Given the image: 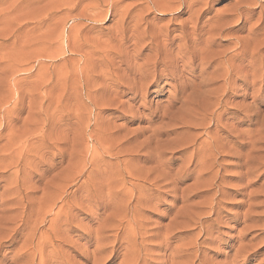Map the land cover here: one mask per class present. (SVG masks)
<instances>
[{
  "label": "rangeland",
  "instance_id": "rangeland-1",
  "mask_svg": "<svg viewBox=\"0 0 264 264\" xmlns=\"http://www.w3.org/2000/svg\"><path fill=\"white\" fill-rule=\"evenodd\" d=\"M15 1L19 0H0V12L15 14L18 17L15 23L20 28L15 34L20 37L18 42L6 41L0 49V57L3 56L0 58V264L29 263L28 250L21 252V249L23 243L31 239L28 238L31 232L35 236L46 233V237L56 241L51 254L48 252L52 248L46 247L44 255L49 262L44 264H62L58 261L63 257H69L67 263L63 258L64 264H120L125 260L124 254L134 253L132 245L128 244L131 243L130 236L122 232L130 231V226L131 231L134 226L144 233L136 241L137 249L141 248L140 262L143 260L139 264H194L198 259L195 264H264V78L263 82L254 78L259 71L264 72V56L261 57L264 55V15H261L264 14V0H255L258 4L254 0L248 1L247 6L252 5L251 9L248 8L250 11L246 8V11L241 10L248 18L246 28L239 30L233 29L232 22L235 20L233 8L239 0H180V11H175L178 0H20L18 4ZM158 2L173 9L159 11ZM12 4L19 7L13 11L15 5L12 7ZM187 5L194 12L201 13L199 23L204 30L181 40L179 26L187 22L189 13H193L186 11V7H190ZM257 16L259 22L256 21L259 20ZM24 26L27 28L21 30ZM211 27L223 31L220 36L213 37L215 42L208 53L212 58L209 65H201L196 52H193L195 57L179 53V49L184 47L193 48L186 43L187 40L199 36V39H204L213 33L208 32ZM250 27L256 28L253 33L255 40L248 35ZM29 29H32V36L26 34ZM166 33L168 36L164 37ZM31 37L29 42L33 44L25 46L27 42H23ZM151 38L155 39L151 41ZM248 38L250 47L231 49L237 40L242 43ZM251 46L258 50L261 59L257 60L256 56L252 63H248L249 58L243 51L250 49L247 50L250 52ZM159 47L165 52L161 53ZM201 48H204V43L193 50L202 51ZM224 55L229 58L226 66L220 64ZM175 59L179 60L176 64L173 63ZM14 62L16 64L12 65ZM109 62L106 68L104 64ZM134 67L138 68L136 71L152 67V72L137 85L133 78L137 73L127 74L133 73ZM228 71L230 74L239 73L241 78H228ZM173 72H177L175 77L170 76ZM205 78H209L208 82L200 86ZM226 78L229 79L228 94L222 92ZM123 84L128 89L124 90ZM120 90L127 92L121 94ZM193 90L195 94L192 95ZM196 94L201 97H195ZM193 96L196 101L192 98V104L189 100ZM187 98L190 111H187L189 108L185 103ZM216 126L226 128L227 133H214ZM206 129L210 130V135L205 134ZM148 138L152 140L149 142ZM208 138H216L222 146H227L212 173L203 172L204 165L201 167L199 162L201 155L196 153L198 146L201 148L200 144L211 140ZM258 141L260 145L257 146ZM147 142L151 144L147 145ZM233 142L244 146L237 148ZM183 143L187 148L183 147L180 150L184 151L178 153L177 147ZM206 147L204 145L203 149ZM16 150L17 153L14 152ZM145 150L152 153L147 163L141 161ZM154 151L159 155L162 152L159 163L168 161L169 174L164 170L165 166L161 167L166 173L158 169V162L152 161ZM189 152L197 156L191 164L190 156L193 155ZM172 154L174 157L170 160ZM238 154L243 155L245 161L241 159L238 163ZM243 162H248L247 166H240ZM120 165L127 168L128 173H117L116 168ZM159 173H165L167 178L158 177ZM178 173H183L181 182L169 183L168 176ZM116 181L120 185L125 183L124 195H114L119 190L117 185L115 190ZM152 183L155 184L150 186ZM210 184L212 188L208 187ZM123 206L129 216L135 215L134 222L138 223H131L129 227L123 224L116 231L113 218L105 222L104 219L114 209ZM140 207L142 209L137 211ZM60 208L63 210L58 214ZM93 214L97 216L93 218ZM210 215L211 220L207 221L206 227L203 225L202 231L197 222ZM118 216L124 215L118 212ZM99 221L101 223H97ZM89 229L91 233H88ZM80 235L87 241L80 240ZM97 237L105 250L99 253L100 256L92 253L91 257L90 253L96 250ZM126 237L128 243L124 242ZM164 239L168 240L167 244ZM67 241L72 247L76 244L72 248L76 250L75 254L70 253ZM113 244L116 247L111 252ZM127 245H130V250ZM191 247L196 248L197 255L192 254L194 249ZM62 248L64 252L60 250ZM147 253L152 255V259ZM18 254L25 256L22 258ZM37 260H34L35 264ZM129 261L126 258L124 264H130Z\"/></svg>",
  "mask_w": 264,
  "mask_h": 264
},
{
  "label": "bare ground",
  "instance_id": "bare-ground-1",
  "mask_svg": "<svg viewBox=\"0 0 264 264\" xmlns=\"http://www.w3.org/2000/svg\"><path fill=\"white\" fill-rule=\"evenodd\" d=\"M20 1V0H19ZM18 1V2H19ZM150 1V0H149ZM173 1V0H172ZM235 1H237V0H235ZM249 0H245V2H244V0L243 1H241V0H239L237 3L236 2H234V3H236L235 5H234V8H233V17L235 18V20H233L232 22L234 23V27H233V29L234 28H237L238 30L239 29H242V28H244L245 26H246V21H247V19L248 18H246L244 15H246V14H244V12L243 11H246V9H248V8H250L251 6H247L248 5V3L250 2H248ZM255 1V0H254ZM263 1V0H262ZM18 2L16 3V1H15V3L16 4H18ZM156 2V1H155ZM178 2V6L175 8V11H180L181 9H182V3L180 2V0H178L177 1ZM183 2H184V0H183ZM192 2V1H191ZM256 2V1H255ZM255 2H251V3H255ZM20 3V2H19ZM157 3V2H156ZM257 3V2H256ZM16 4H12V7H14V5H15V7L13 8V11L15 10V9H17L18 7H19V5H16ZM148 4V3H147ZM184 4V3H183ZM187 4H189V1H188V3ZM197 4V3H196ZM258 4V3H257ZM260 5H261V1H260V3H259ZM156 5H158V7H157V10H159V11H163V10H165V9H173L171 6H169L168 4L167 5H160L159 4V2H158V4H156ZM195 5V4H194ZM193 5V6H194ZM153 6V5H152ZM187 6H190V5H187ZM259 6V5H258ZM11 7V8H12ZM185 7V6H184ZM195 7V6H194ZM9 8H10V6H9ZM9 8H8V10H9ZM190 8V9H189ZM186 7V11L187 12H191V11H193L192 9V7L190 6V7ZM244 8H246V9H244ZM254 8H256V6L254 7ZM263 8V7H262ZM167 9V10H168ZM251 9V8H250ZM258 9V8H257ZM260 9V8H259ZM264 9V8H263ZM200 10V9H199ZM241 10H243V11H241ZM249 10V9H248ZM253 10V9H252ZM158 11V12H159ZM169 11V10H168ZM250 11V10H249ZM254 11V10H253ZM264 11V10H263ZM164 12V11H163ZM196 12V11H195ZM194 11H193V13H189L188 15L190 16H188V20H187V22L185 21V23H186V26L185 25H183V24H185V23H183L181 26H179L180 28L178 29L179 31H180V34H181V36H180V38H181V40H184L186 37H188V35L189 34H191V36H192V34H195L196 32L198 33H200V31L201 30H204L203 28H202V26H201V24L199 23V19H200V16H201V13L199 14L198 13V11L195 13ZM258 12V11H257ZM260 12H261V9H260ZM180 13V12H179ZM206 13V12H205ZM205 13L203 14V15H205ZM217 13H219V12H217ZM261 13H263V12H261ZM185 14V13H184ZM250 14V13H249ZM255 14V13H254ZM18 15V14H17ZM229 15V14H228ZM231 15V14H230ZM261 15H264V14H261ZM175 16V15H174ZM252 16V15H251ZM16 15L15 14H13L12 12H8V13H4L3 11H1L0 12V49L2 48V46H3V43L4 42H12V44H15L16 43V41H17V39H18V37L15 35L16 34V32H18L19 31V29L20 28H18L17 27V25H16ZM262 17V16H261ZM257 18H258V16H257ZM17 19H18V17H17ZM259 19V18H258ZM263 19V18H262ZM256 20V19H255ZM210 21V20H209ZM213 21V20H212ZM257 22H259L260 21V19L259 20H256ZM264 21V20H263ZM208 22V21H207ZM211 22V21H210ZM248 22H249V20H248ZM206 23V22H205ZM214 23V22H213ZM20 24V23H19ZM18 24V25H19ZM200 24V25H199ZM208 24V23H207ZM219 24V23H218ZM257 24H259V23H257ZM31 25V24H30ZM190 26L189 28H187V26ZM203 25V24H202ZM223 25H224V23H223ZM226 25V24H225ZM248 25V24H247ZM27 27H28V25H26ZM204 26V25H203ZM211 26V25H210ZM217 26H219V25H217ZM228 26H229V24H228ZM255 26H256V23H255ZM258 26V25H257ZM263 26V25H262ZM27 27H23V28H21V30H24V28H27ZM205 28V27H204ZM246 28V27H245ZM255 29L256 28H253V27H250V28H248V32H249V36H251V38H253L254 37V35H253V33H254V31H255ZM261 29H263V28H261ZM31 30L32 29H29L27 32H26V34H30L31 36H32V34H31ZM165 30H167V29H165ZM205 30H206V28H205ZM214 30H215V32H214ZM228 30V29H227ZM260 30V29H259ZM211 31H213V33H210V34H208V37H205L204 39H202V38H200L199 39V37L198 38H195V39H190V40H187L186 41V43L189 45V46H193V48L192 49H189L188 47L186 48V47H184L183 45V47H184V49L182 48V50H180L179 48V53L180 54H183L184 56H186V55H189V56H194V54H193V52H196V54H197V58L198 59H200V61H201V65H204V64H207V65H209V60L210 59H212V58H209V50H210V46L213 44V42H215L214 41V39H213V37L214 36H220L221 34H222V31L220 30V29H218V28H210L209 30H208V32H211ZM230 31V30H229ZM235 31V30H234ZM237 31V30H236ZM202 32V31H201ZM256 32V31H255ZM198 33V34H199ZM159 34V33H158ZM160 34H163V33H160ZM197 34V35H198ZM204 34V33H203ZM228 35H229V33H227ZM258 34V33H257ZM205 35V34H204ZM226 35V34H225ZM26 36V35H25ZM159 36V35H158ZM168 36V34L166 33V34H164V37H167ZM195 36V35H194ZM224 36V35H223ZM30 37V36H29ZM204 37V36H203ZM234 37V36H233ZM261 37V36H260ZM12 38V39H11ZM19 39H20V37H19ZM46 39V38H45ZM155 38H151V41H153ZM254 40H255V38H253ZM253 39H252V41H253ZM257 39H259V38H256V40ZM32 40V37L31 38H29V40L27 39V41L25 40L23 43H26V45L25 46H29V45H31L30 43H32V42H29V41H31ZM44 40V39H43ZM162 40H164V39H162ZM167 40V39H166ZM237 40V39H236ZM243 40V39H242ZM23 41V40H22ZM160 41V40H159ZM159 41H157V42H159ZM235 41V40H234ZM241 40H237V42L236 43H234L233 44V47L231 48L232 50H233V48L234 49H239V48H242V47H246V45H248L247 47H250L249 45H250V39L248 38L247 39V41H242V43H243V45H242V43L240 42ZM251 41V42H252ZM259 41V40H258ZM263 41V40H262ZM18 42V41H17ZM161 42V41H160ZM257 42V41H256ZM256 42H255V45H256ZM22 43V44H23ZM29 43V44H28ZM163 43L164 42H162V45H163ZM185 43V42H184ZM183 43V44H184ZM204 43V48H201L202 49V51H198L197 52V50H193V49H195L196 47H198V46H200V45H202ZM253 43V42H252ZM258 43V42H257ZM263 43H264V41H263ZM11 44V43H10ZM21 44V45H22ZM33 44V43H32ZM153 44H155V43H153ZM159 44V43H158ZM182 44V43H181ZM180 45V44H179ZM164 46H165V43H164ZM178 46V45H177ZM181 46V47H182ZM261 46V45H260ZM5 47V46H4ZM18 47V46H17ZM37 47V46H36ZM167 47V46H166ZM13 48H15V47H13ZM12 48V49H13ZM157 48V47H156ZM160 48V47H159ZM165 48V47H164ZM219 48V47H218ZM244 48H243V50H244ZM259 48V47H258ZM5 49V48H4ZM34 49V48H33ZM251 49H252V46H251ZM261 49H263L262 47H261ZM137 50V49H136ZM141 50V49H140ZM140 50H138L139 52H140ZM160 50H161V48H160ZM247 50H250V49H247ZM247 50H244L243 52L245 53V55H247L248 56V58H249V60H248V63H252L251 61H254L255 59H256V56L258 57V50L256 51V48L255 49H252L250 52L249 51H247ZM13 51H15V50H13ZM138 51H137V53H138ZM165 52L163 49L161 50V53H163V52ZM212 51H214V50H212ZM211 51V52H212ZM2 52V51H1ZM0 52V53H1ZM31 52H33V50L31 51ZM173 52V51H172ZM264 52V51H263ZM113 53V52H112ZM176 53V52H175ZM178 53V52H177ZM213 53V52H212ZM212 53H210V54H212ZM261 54V53H260ZM259 54V55H260ZM5 55V54H4ZM36 55V54H35ZM106 55H108V54H106ZM113 55V54H112ZM121 55V54H120ZM123 55V54H122ZM154 55L156 56V58H157V55H156V53L154 52ZM182 55V56H183ZM213 55V54H212ZM228 55V54H227ZM242 55H244V54H242ZM30 56H32V55H30ZM150 56V55H149ZM154 56V57H155ZM214 56V55H213ZM213 56H211V57H213ZM236 57H237V55H235ZM235 56H233V57H235ZM262 56H264V55H262L261 54V57ZM3 57V56H2ZM2 57H0V58H2ZM99 57V56H98ZM116 57H118V56H116ZM170 57V56H169ZM174 57V56H173ZM178 57V56H177ZM195 57V56H194ZM215 57H216V55H215ZM222 57H224L223 58V60L221 61L220 59V64H222V65H225L227 62H228V60H229V58L227 59V58H225V55L224 56H222ZM245 57V56H244ZM261 57L259 58H257V60L258 59H261ZM4 58H6V56L4 57ZM17 58V57H16ZM16 58H14L13 60H16ZM100 58V57H99ZM153 58V57H152ZM184 58V57H183ZM183 58H181L180 60H182V61H184L183 60ZM186 58H188V57H186ZM190 58V57H189ZM192 58V57H191ZM263 58V57H262ZM98 59V58H97ZM128 59V58H127ZM166 59V58H165ZM179 59V58H178ZM222 59V58H221ZM230 59H232V58H230ZM236 59V58H235ZM1 60V59H0ZM3 60V59H2ZM19 60V59H18ZM32 60V59H31ZM134 60V59H133ZM156 60H158V59H156ZM170 60V59H169ZM234 60V59H233ZM232 60V61H233ZM237 60H238V58H237ZM242 60H244L243 58H242ZM4 61V60H3ZM5 61H6V59H5ZM4 61V62H5ZM26 61V60H25ZM111 61V60H110ZM113 61V60H112ZM154 61V60H153ZM159 61V60H158ZM167 61V60H166ZM173 61H174V59H173ZM179 61V60H178ZM178 61H176V59H175V62H173V63H177ZM199 61V60H198ZM20 62H22V61H18V63H20ZM147 62H148V60H147ZM163 62V61H162ZM169 62H171V61H169ZM185 62V61H184ZM192 62V61H191ZM194 62V61H193ZM235 62V61H234ZM239 62V61H238ZM263 62V61H262ZM262 62H261V64H262ZM12 63V62H11ZM10 63V64H11ZM116 63V62H115ZM121 63H123V61L121 62ZM143 63V62H142ZM141 63V64H142ZM150 63V62H149ZM154 63H155V61H154ZM154 63H151L152 65L154 64ZM159 63V62H158ZM189 63V62H188ZM187 63V64H188ZM236 63V62H235ZM4 64V63H3ZM14 64H16V62H14L12 65H14ZM109 64H110V62L108 63V64H104V66L107 68L108 66H109ZM151 64H147V65H151ZM247 64V63H246ZM113 65V64H112ZM131 65V64H130ZM144 66H145V64H143ZM142 65V66H143ZM166 65V64H165ZM170 65H171V63H170ZM178 65V64H177ZM200 65V66H201ZM230 65V64H229ZM232 65H234L233 63L231 64V66ZM240 65V64H239ZM241 65H242V63H241ZM253 65V64H252ZM251 65V67L253 68V66ZM263 65V64H262ZM261 65V66H262ZM184 66H186V65H184ZM188 66H189V64H188ZM226 66V65H225ZM245 66V65H244ZM243 66V68H245ZM247 66V65H246ZM255 66H256V64H255ZM6 67V66H5ZM148 67V66H147ZM150 67V66H149ZM152 67H154V66H152ZM151 67V68H152ZM175 67V66H174ZM207 66H205L204 67V70H206L207 68H206ZM221 67V66H220ZM233 67V66H232ZM234 67H236V65L234 66ZM264 67V66H263ZM10 69H9V71L11 70V67H9ZM14 68V67H13ZM135 68V67H134ZM133 68V69H134ZM142 68V67H141ZM145 68V67H144ZM151 68H148V69H146V70H142V69H139L138 71H136V69H138V68H135L134 69V72L133 73H130V72H127V74H131V75H133L134 73H137L135 76H133V78H134V80L136 81V83L138 82V81H142V80H144L145 81V79H146V75H148L149 73H151L152 71H151ZM176 68V67H175ZM185 68V67H184ZM222 68V67H221ZM250 68V67H249ZM7 69V68H6ZM217 69V68H216ZM240 68H238L237 70L235 69V71H238ZM256 69V72H258V70H257V68H255ZM255 69H254V71H255ZM261 69H263L262 67H261ZM131 70V69H130ZM229 70V69H228ZM233 70V69H232ZM249 70V69H248ZM247 70V71H248ZM259 70H260V67H259ZM176 71V70H175ZM183 71V70H182ZM109 72V71H108ZM155 72V71H154ZM251 72H252V70H251ZM29 73V72H28ZM175 73H177V72H173L170 76H172V77H175L176 75H175ZM182 73V72H181ZM219 73H220V71H219ZM11 74V73H10ZM126 74V75H127ZM213 74H215V73H213ZM239 74V73H238ZM238 74L237 73H234V74H230V72L228 71L227 72V77L228 78H232V77H234V78H241V77H239L238 76ZM252 75H255V73H251ZM240 75V74H239ZM246 75H247V72H246ZM129 76V75H128ZM127 76V77H128ZM177 76H178V74H177ZM224 76V75H223ZM243 76H245V75H243ZM251 76V75H250ZM149 77V76H148ZM179 77V76H178ZM206 77V76H205ZM249 76L247 75V78H248ZM252 77V76H251ZM256 77V79H259V81L260 82H263V78H264V72H261V71H259V73H257L255 76H254V78ZM129 78V77H128ZM228 78H226V79H224V81H223V85H226V87H225V90L224 91H222V92H227V94H228V92L230 91V90H228ZM243 78V77H242ZM246 78V77H245ZM180 79H181V77H180ZM233 79V78H232ZM231 79V80H232ZM244 79V78H243ZM148 80V79H147ZM175 80V79H174ZM208 80H209V78H205V79H203L202 80V82L199 84L200 86H201V84L203 85L205 82L207 83L208 82ZM132 81H133V79H132ZM246 81V80H245ZM149 82V81H148ZM147 82V83H148ZM151 82H152V80H151ZM180 82V81H179ZM193 82V81H192ZM210 82V81H209ZM211 82H213V80L211 81ZM255 82V81H254ZM139 83V82H138ZM138 83H137V85H138ZM153 83V82H152ZM250 82H248V84H249ZM257 83H258V81H257ZM2 84V83H1ZM16 84V83H15ZM183 84V83H182ZM262 84V83H261ZM124 85V84H123ZM134 85V84H133ZM143 85V84H142ZM147 85V84H146ZM146 85L144 86V88L146 89L147 87H146ZM149 85H150V83H149ZM149 85H148V87H149ZM211 85V84H210ZM218 85V84H217ZM244 85V84H243ZM255 85V84H254ZM263 85V84H262ZM125 87H126V85H124ZM245 86V85H244ZM138 87H140V85L138 86ZM137 87V88H138ZM197 87V86H196ZM246 87V86H245ZM144 88H142V90H144V92H146L145 91V89ZM195 88V87H194ZM199 88V87H198ZM125 89H128L127 87L126 88H124V90ZM141 89V88H140ZM191 89H193V87L191 88ZM197 89V88H196ZM200 89V88H199ZM124 90H120V93L121 94H125L127 91H124ZM142 90L140 91V92H142ZM195 90V89H194ZM193 90V91H194ZM257 90H259V89H257ZM202 91V90H201ZM261 91H262V89H261ZM187 92V91H186ZM190 92V91H189ZM188 92V93H189ZM198 91L196 90V93H197ZM212 92V91H211ZM221 92V93H222ZM207 93V92H206ZM214 93V92H213ZM212 93V94H213ZM258 93L259 92H257V94L256 95H258ZM263 93V92H262ZM192 95L193 94H195V91H194V93L192 92L191 93ZM203 94H205V93H203ZM202 94V95H203ZM189 95V94H188ZM197 95V94H196ZM215 95V94H214ZM256 95H255V97H256ZM191 96V95H190ZM201 97L200 96V94L199 95H197V96H195V97ZM205 96V95H204ZM208 96V95H207ZM224 95H222V97H223ZM229 96V95H228ZM194 96L193 97H191V99L189 100V103H191L190 101L192 100V98L194 99L195 98ZM198 97V98H199ZM209 97V96H208ZM258 97H260V96H258ZM197 98V100L199 101V99ZM218 98V97H217ZM186 99V98H185ZM188 99L189 98H187V101L185 102V103H187L186 104V106L189 104L188 103ZM207 99V98H206ZM254 99V98H253ZM195 101H196V99H194ZM203 100V99H202ZM206 101V100H205ZM216 101V100H215ZM1 102V101H0ZM8 102V101H7ZM182 102H183V100H182ZM181 102V103H182ZM200 102V101H199ZM199 102H198V104H199ZM194 102H193V100H192V104H193ZM196 103V102H195ZM237 103V102H236ZM220 103H218V105H219ZM185 105V104H184ZM197 105V104H196ZM232 105V104H231ZM238 105V104H237ZM180 106V105H179ZM181 107V106H180ZM179 107V108H180ZM245 107V106H244ZM248 107H249V105H248ZM188 108H189V105H188ZM181 109V108H180ZM187 111H190V108L187 110ZM3 114V113H2ZM4 118V117H3ZM211 119V118H210ZM215 119V118H214ZM219 120V119H218ZM217 120V121H218ZM215 121H216V119H215ZM239 121V120H238ZM262 126V125H261ZM175 130V129H174ZM209 131V132H208ZM216 132H222V133H227V131H226V128H219V126H216L215 128H214V133H216ZM210 133V130L209 129H206L205 130V134L206 135H210L209 134ZM256 133H257V131H256ZM259 133V132H258ZM153 137V136H152ZM202 137V136H201ZM205 137V136H204ZM203 137V138H204ZM210 137V136H209ZM261 137V136H260ZM10 138V137H9ZM19 137H17V139H18ZM151 138V137H150ZM14 139V138H13ZM36 139V138H35ZM210 141L206 144H204V145H207L208 147H206L205 149H203L204 148V145H202V144H200L201 145V148H200V146H198L199 147V149L197 148V150H196V153H197V156L198 155H201V158L199 159V162H200V166L202 167L203 165H204V170H203V172L205 171L206 173H209V172H213V169L215 168V167H217V165H218V161H219V159L221 158V154L223 153V151L225 150V148H227V146L226 145H224L223 144V146L221 145V143L218 141V139H216V138H208ZM236 139V138H235ZM263 139V138H262ZM147 140H149V138L147 139ZM150 140H152V139H150ZM150 140H149V142H150ZM237 140V139H236ZM14 141H15V139H14ZM196 141V140H195ZM238 141V140H237ZM250 141V140H249ZM256 141V140H255ZM45 142V141H44ZM131 142V141H130ZM149 142H147V145H150L151 143H149ZM188 142V141H187ZM30 143H32V142H30ZM180 143H182V141L180 142ZM179 143V144H180ZM230 143V142H229ZM249 144H253V143H250V142H248ZM258 143L259 144H257V146L258 145H260V142L258 141ZM10 144H13V143H10ZM16 144H17V140H16ZM27 144V143H26ZM179 144H177V145H179ZM196 144V143H195ZM233 144L237 147V148H240V147H243L244 146V144H242V143H240V142H233ZM248 144V145H249ZM170 145V144H169ZM176 145V144H175ZM186 144L185 143H183V144H181L180 146H178L177 147V150H179L178 151V153H180V152H183L184 150H180V149H182L183 147L185 148H187V146H185ZM194 145V144H193ZM233 145V146H234ZM246 145V144H245ZM14 146H16V145H12V147H14ZM30 146V145H29ZM197 146V145H196ZM255 146V145H254ZM123 147V146H122ZM253 147V146H252ZM264 147V146H263ZM262 147V148H263ZM16 148V147H15ZM18 148H19V146H18ZM109 148H111V147H109ZM118 148V147H117ZM120 148V147H119ZM124 148V147H123ZM193 148H194V146H193ZM5 149V148H4ZM12 149H14V148H12ZM150 149V148H149ZM171 149V148H170ZM20 150H21V147H20ZM26 150V149H25ZM108 150V149H107ZM112 150V149H111ZM28 151V150H27ZM109 151H110V149H109ZM122 151V150H121ZM127 151V150H126ZM131 151V150H130ZM129 151V152H130ZM144 151V150H143ZM148 151H150V150H148ZM158 151V150H157ZM192 151V150H191ZM13 152V151H12ZM14 152H16L17 153V150L16 151H14ZM20 152V151H19ZM29 152V151H28ZM115 152V151H114ZM145 152H146V150H145ZM155 152V151H154ZM147 154L148 153H150V152H146ZM146 153H144V157H143V160H141L142 162H144V163H147V162H149V160H150V158H151V154L152 153H150V154H146ZM157 152H155L154 153V159L152 160V161H154V162H158L159 163V158L161 159V157H160V155L162 154V152H161V154L159 155V154H156ZM174 153H176V152H174ZM190 154H191V152H189ZM22 154V153H21ZM169 154H171V153H169ZM189 154V155H190ZM237 154V153H236ZM17 155H20V153L19 154H17ZM134 155V154H133ZM146 155V156H145ZM191 155H193V154H191ZM8 156V155H7ZM10 157H11V155H9ZM139 156H141V155H139ZM197 156H195L194 157V155L193 156H190V161H189V163L191 164L192 162H193V158L195 159ZM235 156V155H234ZM30 157V156H29ZM173 157H174V155L172 154V156H171V159L170 160H172L173 159ZM188 157V156H187ZM236 157V156H235ZM12 158H15V157H12ZM102 158V157H101ZM11 159V158H10ZM132 159V158H131ZM141 159V158H140ZM236 159H237V161H238V163H239V161H241V159L242 160H244V156L243 155H239L238 154V156L236 157ZM17 160V159H16ZM28 160V159H27ZM26 160V161H27ZM101 160V159H100ZM19 161V160H18ZM25 160H24V162H26ZM151 161V162H152ZM245 161V160H244ZM3 162V161H2ZM1 162V163H2ZM11 162V161H10ZM133 162H135V161H133ZM141 162V163H142ZM153 162V163H154ZM183 162V161H182ZM249 162V161H248ZM248 162H243L242 163V165L240 164V166H247V164H248ZM19 163V162H18ZM18 163H15V164H18ZM120 163V162H119ZM136 163V162H135ZM140 163V164H141ZM157 163V164H158ZM168 161L167 162H165V161H163L162 162V164L161 163H159V167H158V169L159 168H161V171H162V167L161 166H167L168 164ZM116 165V164H115ZM239 165V164H238ZM1 166L3 167L4 165H2L1 164ZM10 166V165H9ZM8 166V167H9ZM17 166V165H16ZM33 166V165H32ZM95 166V165H94ZM117 166V165H116ZM121 166V167H120ZM119 167H117L116 169V172L117 173H120L121 172V174H122V172H124V173H128V170H127V168H124V167H122V165H120ZM138 166V165H137ZM140 166V165H139ZM5 167V166H4ZM110 167V166H109ZM113 167V166H112ZM115 167V166H114ZM126 167V166H125ZM128 167V166H127ZM190 167V166H189ZM188 167V168H189ZM237 167H239V166H237ZM10 168V167H9ZM129 168H130V166H129ZM156 168V167H155ZM187 168V169H188ZM199 169H201L200 167H198ZM3 169V168H2ZM26 169V168H25ZM112 169V168H111ZM148 169H151V168H148ZM147 169V170H148ZM5 170V169H4ZM18 170V169H17ZM164 170L169 174V172H168V170H167V167H166V169L164 168ZM162 171V172H165V171ZM3 171V170H2ZM8 171H9V169H8ZM112 171V170H111ZM113 171H114V169H113ZM134 170H132V172H133ZM158 171V170H157ZM18 172V171H17ZM93 172V171H92ZM115 172V173H116ZM155 172V171H154ZM165 172V173H166ZM185 172V171H184ZM183 172V173H184ZM190 172H192V171H190ZM1 173V172H0ZM12 173V172H11ZM107 173V172H106ZM133 173H135V171L133 172ZM150 173V172H149ZM157 173V172H156ZM164 173V174H165ZM183 173H178V174H174L172 177H169L168 176V179H169V183H172L173 185L174 184H178L179 182H181V180H180V178L181 177H183ZM186 173V175H187V172H185ZM210 173V174H211ZM217 173V172H216ZM16 174V173H15ZM148 174V173H147ZM151 175L150 176H152L153 177V174L152 173H150ZM155 174V173H154ZM164 174H160L159 173V175H158V177H161V178H167V176L166 175H164ZM185 175V176H186ZM204 175V174H203ZM202 175V176H203ZM212 175V174H211ZM218 175V174H217ZM112 176V175H111ZM115 176V175H114ZM119 176V175H118ZM126 176V175H125ZM201 176V177H202ZM210 176V175H209ZM209 176H208V178H209ZM213 176V175H212ZM14 177V176H13ZM89 177V176H88ZM134 176H131V178H133ZM122 178H123V176H122ZM129 178V177H128ZM143 178H144V176H143ZM213 178V177H212ZM218 178V177H217ZM110 179H111V177H110ZM109 179V180H110ZM124 179V178H123ZM122 179V180H123ZM141 179V178H140ZM139 179V180H140ZM85 180H87V179H85ZM145 180V179H144ZM210 180V179H209ZM118 181V180H117ZM116 181V184H115V190H116V185L118 186L117 187V189H119V190H116L115 191V194L114 195H116V194H123L124 195V190H123V186L125 185V183H123L122 185H120V183L119 182H117ZM123 181H125V180H123ZM131 181H133V180H131ZM131 181H129V182H131ZM137 181V180H136ZM146 181V180H145ZM151 181V180H150ZM164 181V180H163ZM217 181V180H216ZM138 182H142L141 180L140 181H138ZM107 183V182H106ZM111 183H115V182H111ZM135 183V182H134ZM157 183V182H156ZM212 183H213V181H212ZM128 184V183H127ZM148 184V183H147ZM155 183H152V185H150V186H153ZM107 185V184H106ZM130 185V184H129ZM143 185V184H142ZM168 185H171V184H168ZM88 186V185H87ZM109 186V185H108ZM167 186V185H166ZM211 186V188H212V185L210 184V185H208V187H210ZM132 187H134V185H132ZM165 187V186H164ZM172 187V186H171ZM111 188V187H110ZM135 188H137V187H135ZM139 188V187H138ZM154 188V187H153ZM158 188V187H157ZM179 188V187H178ZM130 189V188H129ZM144 189V191H146L145 190V188H143ZM147 189V188H146ZM156 189V188H155ZM159 189V188H158ZM158 189H156L157 191H158ZM164 189V188H163ZM172 189V188H171ZM24 190V189H23ZM46 190V189H45ZM89 190V189H88ZM112 190V189H111ZM136 190V189H135ZM138 190V189H137ZM139 190H141V189H139ZM178 190V189H177ZM118 191V192H117ZM148 191V190H147ZM174 192L176 193V191H175V189H174ZM173 192V193H174ZM137 193H139V191L137 192ZM169 193V192H168ZM111 195H112V193H110ZM109 194V195H110ZM129 194V193H128ZM147 196V195H146ZM181 196V195H180ZM44 197V196H43ZM108 197V196H107ZM179 197V196H178ZM147 198V197H146ZM146 198L144 199V201L146 200ZM182 198H183V196H182ZM185 198V197H184ZM108 199V198H107ZM111 201H113L114 200V198L111 196ZM130 199H132V198H130ZM204 199V198H203ZM185 201L187 200V199H184ZM9 201V200H8ZM111 201L109 202V203H111ZM123 201V200H122ZM127 201V200H126ZM11 202V201H10ZM107 202V203H108ZM129 202H131V200H129ZM8 203V202H7ZM107 205H109V204H107ZM140 206V205H139ZM109 207V206H108ZM195 207V206H194ZM21 209V208H20ZM24 209V208H23ZM109 209V208H108ZM112 209V208H111ZM138 209H142L141 207L140 208H137V211H139ZM200 209V208H199ZM205 209V208H204ZM212 208L210 207L209 208V211L211 210ZM62 208H60L59 209V211H58V214H61L62 213ZM136 210V209H135ZM182 210H184V209H182ZM186 210H188V208L186 209ZM196 210H198V209H196ZM90 211V210H89ZM109 211V210H108ZM201 211H202V209H201ZM91 212V211H90ZM118 212L119 213H121V215H124V216H118ZM136 212V211H135ZM143 212V211H142ZM187 212V211H186ZM63 213H64V211H63ZM208 213V212H207ZM133 214V213H132ZM137 214V213H136ZM208 214H210V213H208ZM111 215H114V216H111ZM94 216L96 217L97 216V214H93V218H94ZM135 215H133V216H129V214H128V211H127V208L126 207H121L120 209L119 208H116V209H114L113 210V212L110 214V215H107V219H104V222L105 221H109V219L110 218H113V220H114V222H113V225H115V229H116V231L119 229V227L120 226H122L123 224H125V226L127 225L128 227L131 225V223H135L134 221H136V219H135V217H134ZM100 218H101V216H100ZM103 218V217H102ZM205 218V217H204ZM94 220V219H93ZM111 220V219H110ZM211 220V215L209 216V217H207V219L206 220H204V221H201V222H197L198 224H199V226L198 227H202V231H203V225L205 226V224L207 223V221H210ZM95 221V220H94ZM98 221V220H97ZM101 221V220H100ZM97 222V223H101V222ZM103 221V220H102ZM197 221H199V219H197ZM96 222V221H95ZM94 222V223H95ZM194 222V221H193ZM96 223V224H97ZM138 223V222H137ZM137 223H135V224H137ZM187 223V222H186ZM189 223H192L191 221L189 222ZM66 224H67V221H66ZM68 224H69V222H68ZM107 224V223H106ZM105 224V225H106ZM109 224H110V222H109ZM100 225V224H99ZM192 225H194V224H192ZM209 225V224H208ZM67 226V225H66ZM126 226V227H127ZM133 226V225H132ZM137 226V225H136ZM185 226V225H184ZM105 227H107V226H105ZM189 227V226H188ZM192 227V226H191ZM206 227V226H205ZM20 228V227H19ZM101 228V227H100ZM111 228V227H110ZM114 228V227H113ZM112 228V229H113ZM131 226H130V228H129V230L130 231H122V232H124L125 234H126V236H130L129 238H131V239H129V240H131V243H128L129 241H128V237H126V240L124 241V242H126V243H128V244H131L132 245V248L134 249V253H132L131 255H125L124 254V256H122V257H124L125 258V260H126V258H128V259H130V261H129V263L131 264H139V263H141L140 262V251H141V248L139 249H137V244H136V241L138 240L137 238H139L138 236H140V235H143L144 233H142L141 231L142 230H140L139 228H137V227H134L133 226V231H131ZM145 228V227H144ZM143 228V229H144ZM16 229H17V227H16ZM127 229V228H126ZM208 229V228H207ZM67 230V229H66ZM85 230V229H84ZM83 230V231H84ZM88 230V229H87ZM123 230V229H122ZM128 230V229H127ZM139 230H140V232L141 233H139ZM33 231H36L35 229H33ZM91 230L89 229V232L88 233H91L90 232ZM115 231V230H114ZM121 231V230H120ZM144 231V230H143ZM199 231H201V230H199ZM207 231V230H206ZM21 232V231H20ZM85 232V231H84ZM83 232V233H84ZM106 232V231H105ZM113 232V231H112ZM209 232V231H208ZM18 233V232H17ZM86 233V232H85ZM87 233V234H88ZM101 233V232H100ZM199 233V232H198ZM202 233H204V232H202ZM196 234V233H195ZM206 234V233H205ZM209 233H207V235H208ZM108 235V234H107ZM122 235V234H121ZM197 235V234H196ZM199 235H202V234H199ZM47 235H46V233H44V234H40V236H35L32 232H31V235L28 237V238H31L30 240H28L26 243H23V247H22V249H21V252L23 251V250H28V252H29V255H30V260H29V263L28 264H35L34 263V260L37 258L38 260V263H36V264H44V263H47V262H49V260L47 261L46 259H47V256H45L44 255V252H45V250H46V247H48V248H52V250L50 251V252H48V254H51L54 250H55V247H54V243L56 242H53V241H51V237H50V239L48 238V237H46ZM91 236V235H90ZM98 236V235H97ZM105 236V235H104ZM123 236V235H122ZM193 236V235H192ZM198 236V235H197ZM204 237H205V235H203ZM107 237V236H106ZM106 237H104L105 239H106ZM113 237V236H112ZM116 237V235H114V237L113 238H115ZM167 237H169V236H167ZM195 237V236H194ZM203 237V238H204ZM69 238V237H68ZM72 238V237H71ZM96 238V237H95ZM146 238V237H145ZM149 238V237H148ZM165 238V237H164ZM206 238H207V236H206ZM70 239V238H69ZM79 239L80 240H83L84 238H83V236H79ZM167 239V238H166ZM166 239H164V240H166ZM192 239H193V237H192ZM195 239V238H194ZM201 239V238H200ZM34 240L36 241V244L34 243ZM66 240V239H65ZM79 240V241H80ZM84 240H86V239H84ZM109 240V239H108ZM119 240V239H118ZM124 240V239H123ZM141 240H142V238H141ZM202 240V239H201ZM200 240V241H201ZM59 241H61V240H59ZM87 241V240H86ZM96 241V250L93 252H91L90 254H91V257H93L92 256V253H93V255L95 256L96 255V257H97V255L98 256H100L99 255V253H101L102 251H104L105 249H103L104 247H102L101 248V245L99 244V238L97 237V239L95 240ZM103 241V240H102ZM114 241V240H113ZM153 241V240H152ZM203 241H204V239H203ZM203 241H201V242H203ZM62 242H64L63 240H62ZM68 242V241H67ZM71 242H72V240H71ZM89 242V241H88ZM142 242V241H141ZM162 242H163V240H162ZM167 242H168V240H166V242H165V244H167ZM194 242L196 243V240H194ZM64 243H66V241L64 242ZM63 243V246H66L67 244H64ZM74 243H75V241H74ZM77 243V242H76ZM143 243V242H142ZM152 243V242H151ZM195 243H193V244H195ZM57 244V243H56ZM68 244H69V247H68V245H67V247L69 248V250H70V253L72 252V253H74L75 254V251H73V249L72 248H75L76 247V244H75V246H70V244L71 243H69L68 242ZM141 244V243H140ZM139 244V245H140ZM158 244V243H157ZM156 244V245H157ZM200 244H202V243H200ZM199 244V245H200ZM62 245V244H61ZM73 245V244H72ZM149 245V244H148ZM147 245V246H148ZM159 245V244H158ZM197 245V244H196ZM195 245V246H196ZM82 246V245H81ZM94 246V245H93ZM120 246V245H119ZM128 246V245H127ZM130 246V245H129ZM128 246V247H129ZM146 245L144 244V247H145ZM166 246V245H165ZM171 246V245H170ZM1 247V246H0ZM79 247V246H78ZM85 247V246H84ZM111 247V249L110 248H108V249H110L111 250V252H114V248L116 247L114 244L112 245V246H110ZM160 247V246H159ZM179 247V246H178ZM186 247V246H185ZM193 247V246H192ZM191 247V248H192ZM200 247V246H199ZM64 248V247H63ZM60 249V250H63V252H64V249ZM81 248V247H80ZM101 248V249H100ZM142 248H143V246H142ZM147 247H145V249H146ZM67 249V248H66ZM85 249V248H84ZM129 250H130V247L128 248ZM144 249V248H143ZM192 249H194V248H192ZM68 250V249H67ZM88 250V249H87ZM86 250V251H87ZM127 250V248L125 249V251ZM199 250V249H198ZM58 251V250H57ZM66 251V250H65ZM148 251L150 252V250L148 249ZM174 251H176V250H174ZM184 251V250H183ZM60 251H58V253H59ZM106 252V251H105ZM107 252H108V250H107ZM153 252V251H152ZM177 252V251H176ZM196 252L198 253V251L196 250V248L193 250V253L192 254H195V255H197L196 254ZM58 253H56V256H57V254ZM66 253V255H67V253L68 252H65ZM84 253V252H83ZM126 253V252H125ZM128 253V252H127ZM126 253V254H127ZM130 253V252H129ZM143 253V252H142ZM144 253H146V251L144 250ZM171 253V252H170ZM169 253V254H170ZM189 253V252H188ZM199 253H200V251H199ZM61 254V253H60ZM69 254V253H68ZM153 254H156V253H153ZM186 254V253H185ZM203 254V253H202ZM15 255V254H14ZM46 255H47V253H46ZM64 255V254H63ZM63 255H62V257H63ZM66 255H65V257H66ZM77 255V254H76ZM82 255V254H81ZM88 255H89V252H88ZM113 255V254H112ZM143 256H145V254H142ZM147 256L149 255V257H151L152 255H150L149 253H147L146 254ZM163 255V254H162ZM204 255V254H203ZM13 256V255H12ZM18 256L19 257H24L25 255H21V254H18ZM18 256H16L17 258H18ZM69 256V255H68ZM191 256V255H190ZM194 256V255H193ZM205 256V255H204ZM29 257V256H28ZM49 257V256H48ZM59 257V256H58ZM89 257H90V255H89ZM89 257L87 256V258L89 259ZM96 257H95V259H96ZM112 257V256H111ZM146 257V256H145ZM149 257H147L148 259H149ZM157 257H158V255H157ZM160 257V256H159ZM166 257V256H165ZM174 257V256H173ZM203 257V256H202ZM12 258V257H11ZM14 258V257H13ZM26 258V257H25ZM53 258H54V256H53ZM64 258V257H63ZM63 258H62V260H63ZM72 258V257H71ZM70 258V259H71ZM147 258H145V259H147ZM168 258V257H167ZM171 258V257H170ZM195 259L197 258V256L196 257H194ZM193 258V259H194ZM34 259V260H33ZM56 259V258H55ZM65 259V262L66 261H68V259H69V257H67V258H64ZM142 259V258H141ZM143 259H144V257H143ZM150 259H152V257L150 258ZM149 259V260H150ZM155 259V258H154ZM159 259V258H158ZM157 259V260H158ZM178 259V258H177ZM183 259V258H182ZM192 258H191V260H193ZM12 260H14V259H12ZM16 260V259H15ZM18 260V259H17ZM28 260H26V261H28ZM58 261L59 263H62V264H64V262L63 261ZM125 260L123 261L122 260V262L120 263V264H124L125 263ZM157 260H156V262H157ZM161 260V259H160ZM169 260V259H168ZM188 260V259H187ZM190 260V261H191ZM199 260V259H198ZM198 260H195V262H197ZM25 261V260H24ZM47 261V262H46ZM73 261V260H72ZM93 261H95L94 259H93ZM148 261V260H147ZM153 261V260H152ZM155 261V260H154ZM153 261V262H154ZM159 261V260H158ZM162 261V260H161ZM170 261H172V260H170ZM183 261H185V260H183ZM6 262H8V261H6ZM21 262V261H20ZM36 262V261H35ZM69 262V261H68ZM108 262V261H107ZM146 262V261H145ZM163 262V261H162ZM195 262H194V264H195ZM199 262H201V260L199 261ZM15 263V262H14ZM67 263V262H66ZM92 263V262H91ZM110 263H112V261L110 262ZM171 263H173V261L171 262ZM205 263H207V258H206V262ZM208 263H210V262H208ZM1 264H2V262H1ZM4 264V263H3ZM23 264V263H22ZM27 264V263H26ZM145 264V263H144ZM167 264V263H166ZM174 264V263H173ZM199 264V263H198ZM204 264V263H203Z\"/></svg>",
  "mask_w": 264,
  "mask_h": 264
}]
</instances>
